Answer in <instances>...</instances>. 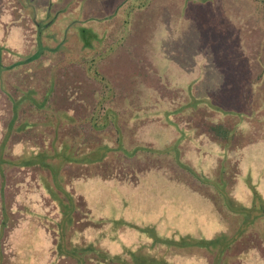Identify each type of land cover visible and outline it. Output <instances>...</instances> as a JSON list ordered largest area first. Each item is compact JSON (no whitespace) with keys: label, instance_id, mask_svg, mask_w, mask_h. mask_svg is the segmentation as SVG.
I'll return each mask as SVG.
<instances>
[{"label":"rangeland","instance_id":"374dc122","mask_svg":"<svg viewBox=\"0 0 264 264\" xmlns=\"http://www.w3.org/2000/svg\"><path fill=\"white\" fill-rule=\"evenodd\" d=\"M34 14L55 22L46 29L52 40L42 43L43 83L30 67L25 77L11 71V95L18 96L15 88L46 94L73 111L76 123L63 132L78 155L100 142L112 155L99 170L105 179L73 172L65 186L101 223L79 232L78 241L112 255L146 245L165 264H212L216 253L186 250L192 244L176 251L148 235L190 242L220 234L231 242L220 261L264 264V217L256 219L260 233L243 225L252 218L232 210L235 200L251 206L248 183L264 200V0H0L3 64L38 50ZM199 99L208 103L193 109ZM6 107L0 93V145ZM218 124L237 130L227 148L207 135ZM11 135L0 152V222L2 203L7 213L0 264H49L62 216L36 169L3 163L26 154ZM114 222L124 226L113 232Z\"/></svg>","mask_w":264,"mask_h":264},{"label":"trees","instance_id":"16d2710c","mask_svg":"<svg viewBox=\"0 0 264 264\" xmlns=\"http://www.w3.org/2000/svg\"><path fill=\"white\" fill-rule=\"evenodd\" d=\"M88 44H84V46L89 47ZM39 48L41 47L39 46ZM44 48L46 47L44 46ZM57 50L58 49L55 48L52 51L57 54ZM39 51L41 52L42 49H39ZM3 52L4 50L0 48V93H2L4 101L6 100L7 114L9 115V113H11V115L10 119L7 120V131L3 134L4 136L0 145V152L4 147L8 136L13 133L14 136L11 135L14 139L13 143L22 144L24 148H26V154L17 157L13 154V159L10 158L9 161L6 160V158H2L3 163H6L8 168L36 169L38 171L37 182L42 181L41 183L43 184L45 191L48 195H50L52 202L55 203L56 207L60 211L62 216V219L59 222L60 229H62L60 231L61 244L60 242L54 244V247L51 250L52 253L57 256L54 260L55 264L56 262L58 264L59 261L66 258L70 260L69 263L71 264H165L166 261L155 257L154 253L150 252L149 249L147 250L149 246L146 245L139 247L136 251L126 249L122 254L112 255L100 248L96 243L90 244L79 242L81 240V236L78 241L77 234L79 232L83 233L89 229V226L99 227L101 223L94 221L92 217L88 216L89 209L85 199L83 197L70 195L65 186L72 182L74 177H79L82 172L85 173V176H82L83 178H102V173L99 172V170H102L104 166L107 167V160H112V155H109L110 149L105 143L100 142V144L93 148V150H88L87 147L83 148L81 150L83 153L78 155V151H76L77 149H75V146L71 144L74 138L70 136L68 137L70 140H68L67 134L63 132V130H66L67 127H73L76 123L73 111H70L71 109L69 111L62 109L57 103L55 104L53 102V99L46 96V94L44 98L43 96L40 97V93L35 92L34 89L23 92V88H15L18 96L11 95V90L9 89V84L11 83L9 81L7 85L5 81L7 78V72L12 71L11 69L13 67L11 65L5 66L3 64ZM39 55V52L36 53L32 56L31 60H27L23 64H30L32 61H35ZM55 58L56 55H49V60L53 59L56 61ZM34 63L35 66L31 68L33 69V79L35 83L40 85L43 83L45 65L41 60ZM20 64L22 65V63ZM30 74L31 70L29 72V75ZM51 79L53 80L54 77H51ZM46 81L47 80H45L44 86H46ZM4 83H6L8 87L5 88ZM52 87L53 85L48 84L49 89ZM50 93L51 91L47 92V95ZM49 98L51 99L50 102ZM199 100L200 101H195L192 106L193 109L197 108L198 105H206V103H208V101L206 102L204 99ZM20 115L23 116L22 121L18 120ZM27 115H38L42 118V120L29 121ZM14 130L15 132H13ZM207 131V135L213 140V142L225 148H227V146L232 142V138L237 133L235 128L227 130L219 124L210 126ZM93 154L95 156L91 157ZM76 170L78 172H76ZM73 172H75L74 177H72ZM40 179L43 180L40 181ZM102 179H105V175ZM49 184H52V186ZM248 188L252 191L251 206L246 207V205H243L241 202L235 200V202H233L232 210L244 215V217L246 216V218H252L250 222L248 220L245 222V218H243V225L246 223V227H256V229L258 228L259 232L262 233L260 231V224L256 225L255 223L257 221L256 219L264 217V200L256 192L253 185L248 183ZM5 206L6 204L2 203L0 238L2 237L7 224ZM123 226L124 225L122 223L114 222V228L112 231L116 232L117 230L122 229ZM148 229H142V231L146 233ZM148 236L153 239L154 245H169L170 248H174L176 251L181 250L177 249V247H180L179 245L186 247L189 244H192L194 247H186V250L189 249L192 252H200V254H203L204 257L208 256L213 258L214 256L212 255L214 253L220 256L231 250V242H228V237L220 234L210 240H190V242L187 241V238H181L177 241H173L172 239L161 240L155 236L152 230H150V234ZM111 239L114 240V237ZM59 244L61 246L65 244L63 249L59 246ZM218 256H216L217 261L214 257L215 262L212 261V264H229V258H225V260L223 259L220 261Z\"/></svg>","mask_w":264,"mask_h":264},{"label":"flooded vegetation","instance_id":"af4514ba","mask_svg":"<svg viewBox=\"0 0 264 264\" xmlns=\"http://www.w3.org/2000/svg\"><path fill=\"white\" fill-rule=\"evenodd\" d=\"M30 2H32V0H30ZM29 7H32L33 5L32 4H29L28 5ZM26 7V6H25ZM24 6H22V8L24 9L25 8ZM33 8V7H32ZM26 9V8H25ZM50 15H51V12H50V10L48 9L47 10V12L45 13V16L44 17H46V19L47 18H49L50 17ZM56 17V13L55 14H53V16L51 17V19H53V18H55ZM47 20V22H45V19H39V20H37L36 18H35V14L33 15V18H32V21H33V23H34V25H35V28L37 29V37H38V45H37V48H38V50L36 49V51L33 53V54H30L29 55V57L27 58V59H25V60H23V59H21L20 61H18V62H16V63H14V64H11V66L13 67L11 70L13 71V72H19L21 75H22V77H25V71H26V67H30V68H32L31 67V64L32 63H34V62H36V61H39V60H42L43 59V50L45 49L44 48V46L42 45V43H44V41L43 40H52V34L53 33H51V34H48L47 32H46V29L49 27V25L51 26V24L54 22V21H52V20ZM55 23V22H54ZM39 46L41 47V48H39ZM39 49H42V51L40 52L39 51ZM40 53V55H39V57L37 58V59H35V61H32L31 62V64L30 65H28V64H23L24 62H26L27 60H31V58H32V56H34L36 53ZM3 61V60H2ZM20 63H22V65L20 64ZM17 64H20V65H17ZM5 65V64H4ZM28 65V66H27ZM5 66H10V65H5ZM10 72L11 71H8L7 72V79H9V75H10ZM24 80V79H23ZM10 83H12V82H10ZM20 83V82H19ZM7 84H8V81H7ZM3 136L4 135H2V138H3ZM52 255L54 256V254L52 253ZM53 256H52V258H51V260H50V262H49V264H55V262H54V258H53ZM52 260H53V262H52Z\"/></svg>","mask_w":264,"mask_h":264}]
</instances>
